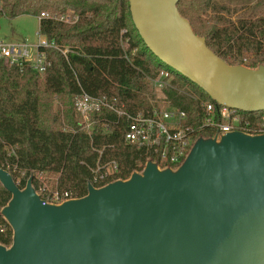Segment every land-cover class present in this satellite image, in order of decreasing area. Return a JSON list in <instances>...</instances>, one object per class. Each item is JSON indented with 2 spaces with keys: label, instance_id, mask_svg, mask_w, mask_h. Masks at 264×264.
Returning a JSON list of instances; mask_svg holds the SVG:
<instances>
[{
  "label": "water",
  "instance_id": "water-1",
  "mask_svg": "<svg viewBox=\"0 0 264 264\" xmlns=\"http://www.w3.org/2000/svg\"><path fill=\"white\" fill-rule=\"evenodd\" d=\"M148 49L211 100L264 110V63L228 65L192 30L179 0H128ZM29 177L1 214L13 231L0 264H264V134L198 137L176 168L147 161L128 179L43 204Z\"/></svg>",
  "mask_w": 264,
  "mask_h": 264
},
{
  "label": "trees",
  "instance_id": "trees-1",
  "mask_svg": "<svg viewBox=\"0 0 264 264\" xmlns=\"http://www.w3.org/2000/svg\"><path fill=\"white\" fill-rule=\"evenodd\" d=\"M0 7L7 18L43 12L78 15L74 23L39 19V33L48 42L41 47L46 60L42 75L27 64H0V166L19 188L29 177L35 191L46 188L45 174L54 178L53 189L67 191L73 199L85 196L88 184L98 188L142 171L145 157L125 141L124 116L100 106L90 115V128H84L76 106L82 93L105 97L128 114L146 113L155 105L148 97L149 79L168 68L173 78L161 93L186 112V124L198 129L201 102L211 98L148 49L134 27L128 0H0ZM177 9L228 65L257 68L264 63V0L235 21L215 10L212 0H179ZM213 133L202 128L195 134L208 138ZM111 161L117 170L105 176ZM10 197L0 183V244L5 246L11 245L13 231L1 209Z\"/></svg>",
  "mask_w": 264,
  "mask_h": 264
},
{
  "label": "built area",
  "instance_id": "built-area-1",
  "mask_svg": "<svg viewBox=\"0 0 264 264\" xmlns=\"http://www.w3.org/2000/svg\"><path fill=\"white\" fill-rule=\"evenodd\" d=\"M42 17L64 23H74L78 19V15L73 14V12L61 15H49V13L43 12L39 18ZM46 46H48V42L44 37L36 44L26 42L9 43L0 38V64L19 67L27 64L37 73H43L46 69V60L41 47ZM172 78V72L168 68H162L154 78L149 79V82L155 89L162 90L171 84ZM201 104L203 115L198 129L186 124V112L172 105L156 104L152 106L151 111L133 115L128 114L121 108H115L114 103L106 102L105 97H92L82 93L77 99L76 106L84 121L86 130L91 125L90 115L98 110L100 106H108L114 109L118 115L124 116L127 124L125 141L141 151L145 157L144 165L147 161H152L156 163L159 169H176L188 155L192 145L198 138L195 133L199 129H212L214 133L211 137L217 139L221 135L233 131L248 135L264 134V110L245 112L213 100H203ZM246 114H256V116H247ZM116 170V163L111 161L105 166L103 173L107 176L113 174ZM36 193L40 196L43 204H60L72 199L67 191L57 189L49 191L47 188H39Z\"/></svg>",
  "mask_w": 264,
  "mask_h": 264
},
{
  "label": "rangeland",
  "instance_id": "rangeland-1",
  "mask_svg": "<svg viewBox=\"0 0 264 264\" xmlns=\"http://www.w3.org/2000/svg\"><path fill=\"white\" fill-rule=\"evenodd\" d=\"M257 1L258 0H212V5L215 10L221 11V13L235 21L238 18L248 16L251 8ZM213 11L211 10V12ZM261 14L264 15V9ZM0 38L9 43H38L42 38L39 33V18L28 14H22L14 18H7L0 14ZM38 74L42 75L43 73ZM178 90L181 92L187 91L184 87H181ZM148 97L155 105H171L168 101H165L161 90L155 89L153 86H151V91ZM53 105H59L58 101H54ZM42 179L44 185L49 191L54 190V178H49L47 175L43 174Z\"/></svg>",
  "mask_w": 264,
  "mask_h": 264
},
{
  "label": "crops",
  "instance_id": "crops-1",
  "mask_svg": "<svg viewBox=\"0 0 264 264\" xmlns=\"http://www.w3.org/2000/svg\"><path fill=\"white\" fill-rule=\"evenodd\" d=\"M39 18V17H38ZM40 19V18H39ZM42 36V35H41ZM43 37V36H42Z\"/></svg>",
  "mask_w": 264,
  "mask_h": 264
}]
</instances>
